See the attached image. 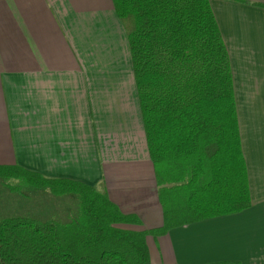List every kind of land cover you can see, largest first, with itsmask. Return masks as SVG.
Instances as JSON below:
<instances>
[{
  "label": "crops",
  "instance_id": "0c3cea01",
  "mask_svg": "<svg viewBox=\"0 0 264 264\" xmlns=\"http://www.w3.org/2000/svg\"><path fill=\"white\" fill-rule=\"evenodd\" d=\"M234 76L251 206L147 236V264H264V0H210ZM236 86H239L237 90ZM0 165L105 191L164 224L112 0H0Z\"/></svg>",
  "mask_w": 264,
  "mask_h": 264
},
{
  "label": "trees",
  "instance_id": "16d2710c",
  "mask_svg": "<svg viewBox=\"0 0 264 264\" xmlns=\"http://www.w3.org/2000/svg\"><path fill=\"white\" fill-rule=\"evenodd\" d=\"M112 1L128 36L164 224L131 229L140 217L105 191L0 165V179L80 201L72 221L0 218V264H147L148 235L251 206L232 65L210 0Z\"/></svg>",
  "mask_w": 264,
  "mask_h": 264
},
{
  "label": "rangeland",
  "instance_id": "374dc122",
  "mask_svg": "<svg viewBox=\"0 0 264 264\" xmlns=\"http://www.w3.org/2000/svg\"><path fill=\"white\" fill-rule=\"evenodd\" d=\"M236 88L239 90V86ZM237 108H240L238 91ZM79 206L77 195L57 196L49 189L31 187L19 179H0V218L19 216L72 221L78 215Z\"/></svg>",
  "mask_w": 264,
  "mask_h": 264
}]
</instances>
